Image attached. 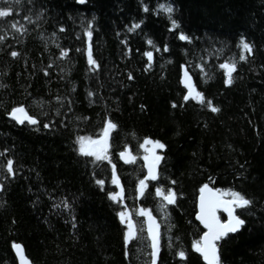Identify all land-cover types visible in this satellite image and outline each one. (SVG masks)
I'll return each instance as SVG.
<instances>
[{
	"label": "trees",
	"instance_id": "obj_1",
	"mask_svg": "<svg viewBox=\"0 0 264 264\" xmlns=\"http://www.w3.org/2000/svg\"><path fill=\"white\" fill-rule=\"evenodd\" d=\"M9 6L0 18V264H16L13 244L31 264H152L137 209L161 222L156 264H206L193 249L205 184L252 202L235 210L241 229L217 242L220 264H264V0H0ZM226 62L236 65L231 84ZM182 68L205 103L185 101ZM21 106L37 124L9 117ZM109 121L111 162L80 154L78 137H98ZM146 138L165 147L140 195L143 166L118 154L136 155ZM121 188L122 201L111 200ZM157 188L176 197L163 218ZM125 210L141 226L127 244Z\"/></svg>",
	"mask_w": 264,
	"mask_h": 264
},
{
	"label": "snow or ice",
	"instance_id": "obj_2",
	"mask_svg": "<svg viewBox=\"0 0 264 264\" xmlns=\"http://www.w3.org/2000/svg\"><path fill=\"white\" fill-rule=\"evenodd\" d=\"M16 3H19V0H15ZM83 2V0H81ZM160 8L169 14V19H171V13L174 11L172 7H165L164 5H160ZM147 11V8L145 9ZM12 14L11 6L5 8L0 7V18L8 17ZM27 19V17H25ZM172 29H176L179 27L176 20L171 19ZM12 27L17 29L18 31L22 29V25L20 28H17V25L14 23L12 24ZM139 24H134L132 28L129 29V31H133L136 28H139ZM89 39L91 38V32L89 31L87 33ZM181 40H187L188 37L181 34L179 37ZM0 39H3V37H0ZM149 44L152 43V41L148 42ZM239 47L242 48L243 52H247L251 54L252 52V46L244 41L242 38L239 44ZM167 50V49H165ZM240 55V60H245L246 56L243 54ZM12 56H16V52L11 53ZM62 55H67L66 52H62ZM145 55L148 57L149 61L152 60V53L147 52ZM88 62L89 64H95V61L92 59L91 55V49L89 47L88 52ZM220 67L225 70V76H226V84L232 83V73L236 71V65L235 63H224L221 64ZM131 78V76H130ZM186 88L188 89V94L184 97L185 101L191 99H195L200 103H205V98L202 93L195 90V87L191 84L190 77H188L187 72H185V80L182 81ZM208 107L211 108L213 112L218 111L217 108L212 106L211 101H207ZM175 107V105H173ZM13 119H15L18 123H24L27 121L29 124H37L38 121L29 116L27 112L25 111L24 107H17L13 108L11 113L9 114ZM48 125H45L47 127ZM117 126L113 124L111 121L106 123V126L103 130V135L101 139L93 140L90 137H78V144H79V151L80 154L86 155V156H93L95 157L96 161H103V160H109L108 155V137L112 130H114ZM146 145H152L151 149L146 148ZM142 148H145L146 152H151V157L149 155H146L144 157L145 161H148L147 164L148 167V176L144 179L139 181L138 185V192L140 195L145 194V189L147 188V180H156L157 174L155 171V165L159 163L161 160V157L155 154L156 148H164L165 146L160 143L159 141H152L150 139H145L144 143L141 145ZM121 159H125L126 153L121 152L120 153ZM128 156H130V153H128ZM135 160V157H131L130 159H125V162H132ZM7 171L9 174L13 173V161L9 160L7 162ZM97 183L101 186H103L104 181L98 180ZM112 183L117 185V187H120L119 179L116 175V169L115 165H113V178ZM200 204L199 208L200 211L197 215V219L204 225V227L207 229V231L203 234V236L198 241L193 242V249L196 252H199L203 259L206 261V264H220V258L218 254V246L217 242L224 236H226L228 233H235L238 232L241 227L245 224V221L240 218V216L235 214L236 209H242L247 206H249L252 202L247 199L243 194L236 191H224L221 192L219 189L213 190L212 188H209L208 184H205L200 189ZM156 195L162 196L165 201H167L168 204H172L175 202V193L171 190L167 191V194L165 195L164 190L157 188L156 189ZM223 196H229L230 199L224 200L222 199ZM109 198L113 201L120 202L123 199V189L116 193H110ZM218 208H223L225 212L228 214V221L226 223H223L220 221L219 217L216 215V211ZM137 215L141 216H147L148 220V233L151 238V247H152V264H156V257L159 252V241H158V228L159 225L156 224L154 218L152 217L151 213L146 209H141ZM118 216L120 218L121 223L127 225V231L125 233V243L127 244L130 240L134 239L136 237V229L135 225L133 224L129 213L125 211H121L118 213ZM13 248L16 250L17 255L20 257L21 264H29L28 261H26L24 255H23V248L21 245L13 244ZM178 255L181 258H184L185 253L183 251L179 252Z\"/></svg>",
	"mask_w": 264,
	"mask_h": 264
},
{
	"label": "water",
	"instance_id": "obj_3",
	"mask_svg": "<svg viewBox=\"0 0 264 264\" xmlns=\"http://www.w3.org/2000/svg\"><path fill=\"white\" fill-rule=\"evenodd\" d=\"M185 72H187L184 68H182L181 69V83L185 86V84L182 82V81H184L185 80ZM187 75H188V77H190L189 76V74L187 73ZM190 80H191V78H190ZM191 84H192V81H191ZM186 87V86H185ZM187 89V88H186ZM188 94V89H187V92H186V94H185V96ZM11 113V112H10ZM9 113V114H10ZM9 117L12 119V120H14L15 122H17L15 119H13L10 115H9ZM26 123H28L27 121H25ZM18 123V122H17ZM121 152H125L126 153V157H125V159H130L131 157H132V154H131V152L129 151V149L128 148H126V149H124L123 151H120L119 152V154H118V157H119V159H120V161H122L123 163H128V162H125V159H121V156H120V153ZM128 153H130V156H128ZM149 162L148 161H145L144 162V164H143V167H144V171H145V175H144V178L145 177H147L148 176V167H147V164H148ZM209 188H211L210 186H209ZM201 189V188H200ZM213 189V188H212ZM213 190H215V189H213ZM200 195H201V193H200V190H199V192H198V194H197V197H196V212H195V215H194V218H195V220H196V222L201 226V228L203 229V232H202V234L200 235V238L203 236V234L207 231V229L204 227V225L197 219V215H198V213H199V211H200V208H199V204H200ZM222 199H224V200H228V199H226V198H223L222 197ZM164 200V199H163ZM165 201V200H164ZM166 203H167V201H165ZM218 211H221V212H223L224 213V215H225V219L224 220H220L221 222H223V223H226L227 221H228V214H227V212H225L224 210H223V208H218L217 209V211H216V215L218 216ZM152 215V214H151ZM152 217L154 218V220H155V222H156V224L158 225V222H157V220H156V218L154 217V215H152ZM219 217V216H218ZM220 219V218H219ZM147 220H148V218H147V216H143V223H144V229H145V233H146V235H147V238H148V240L150 241V244L152 243V241H151V238H150V236H149V233H148V223H147ZM158 234H159V228H158ZM228 234H230V233H228ZM200 238H199V240H200ZM158 239H159V235H158ZM18 245H20V244H18ZM12 251H13V254H14V256H15V259H16V264H21V262H20V257L17 255V252H16V250L13 248V246H12ZM151 251H152V247H151ZM202 259H203V257H202V255L199 253V252H196ZM23 255H24V252H23ZM24 257H25V255H24ZM25 259H26V261H28L29 262V264H31V262L29 261V259L27 258V257H25ZM203 261L206 263V261L203 259Z\"/></svg>",
	"mask_w": 264,
	"mask_h": 264
},
{
	"label": "rangeland",
	"instance_id": "obj_4",
	"mask_svg": "<svg viewBox=\"0 0 264 264\" xmlns=\"http://www.w3.org/2000/svg\"><path fill=\"white\" fill-rule=\"evenodd\" d=\"M102 135H103V133H101L98 137H96V138H94L93 140H98V139H101L102 138ZM143 144V143H142ZM141 144V145H142ZM141 145H140V149H139V152H137V154L136 155H133L132 154V157H135V162H140L141 163V165L143 166V164H144V162H145V159H144V157L146 156V155H149L150 157H151V152H146L145 151V148H142L141 147ZM146 148H148V149H151L152 148V145H146L145 146ZM157 151H158V148H156L155 149V154L156 155H158V153H157ZM93 159H95V157H93V156H91ZM143 170H144V167H143ZM145 172V171H144ZM137 189H138V187H137ZM137 193H138V191H137ZM165 193V192H164ZM167 193H165V195H166ZM159 200L161 201V204H160V206H159V211H160V214H161V218H163L162 216L164 215V212H163V210H164V204H166V202L163 200V197L162 196H159ZM139 212V209H137L136 210V213H138ZM129 213V215H131V213L130 212H128ZM130 218H131V220H132V222H133V224L135 225V229H136V235H138L139 233H140V231L141 230H139L140 229V225L138 224V223H135V221L133 220V218L130 216ZM164 220V219H163ZM142 224V223H141ZM161 224V222L159 223L158 222V225H160ZM125 225V227H126V231H127V225L126 224H124ZM166 228H168V227H166ZM146 237H147V235H146ZM150 242V241H149Z\"/></svg>",
	"mask_w": 264,
	"mask_h": 264
}]
</instances>
